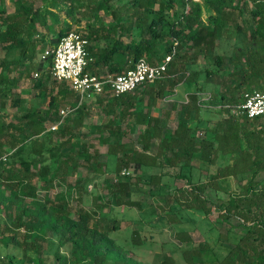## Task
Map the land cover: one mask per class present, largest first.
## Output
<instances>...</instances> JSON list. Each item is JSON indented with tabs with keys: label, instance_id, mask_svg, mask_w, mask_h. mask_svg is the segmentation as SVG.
<instances>
[{
	"label": "trees",
	"instance_id": "trees-1",
	"mask_svg": "<svg viewBox=\"0 0 264 264\" xmlns=\"http://www.w3.org/2000/svg\"><path fill=\"white\" fill-rule=\"evenodd\" d=\"M5 1L11 5V11H7ZM70 1L77 7L91 11L93 20L86 24L88 32L83 35L88 41L103 42L97 48H93L90 43L88 45L92 56L89 67L94 73L115 75L124 72L139 58L156 63L173 49L174 54L165 71L168 78L145 83L118 96L105 95L93 99L96 102L105 97L111 100L106 105L109 119L106 126L103 125L107 131L105 135L98 134V142L106 143L108 136L113 135L114 143L106 145L107 152L111 155L120 154L116 158L113 177L104 178L102 182L109 192L108 197L95 205L94 209L69 205L67 197L73 195L75 184L66 185L63 192L56 193L52 199L45 194L39 197L37 194L38 190L44 191L52 171L55 173L61 163H69L73 168L83 163L85 170L99 171L98 152L87 151L84 135L88 133L81 129L84 103L67 114L57 128L47 130L59 142L56 149L60 150V159H55L56 165L52 171L42 161L43 165L32 171L36 164L34 160L38 159L32 157L27 160L23 157L22 139L17 145L14 142L18 139L8 141L12 151H4V143L0 140V245L22 249L27 264H148L127 256L109 235L110 230L117 226L114 217L108 216L110 207L125 202L133 204V201L124 200V196L138 191L136 178L128 175L126 169L150 167L161 157L166 166L177 164L180 168L190 170L193 159L211 165L222 155L230 162L209 175L211 180L246 171L250 173L251 180L243 187L242 194L238 195L240 197H229L220 210L222 213L218 212L240 219L245 233L229 246L220 259L208 244L193 243L183 229L175 231L173 238L185 244L180 254L186 264H264V179L261 184L260 181L252 184L257 173H264L263 117L249 119L230 113V119H225L223 123L217 122L210 129L206 128L199 136L196 118L201 108L209 107L197 105L199 93L195 90L188 94L186 102L178 105L176 124L172 129L166 124V118L151 116L146 112L133 113V125L141 126L137 134L140 149L123 141L126 132L113 122L114 110L119 119L132 115L130 108L133 103L125 100L138 89L152 100L154 88H157L156 95L163 96L164 91L175 88L182 81L194 84L198 73L184 70L180 63L188 49L191 50L188 55L190 62L196 64L200 59L205 65L203 81L212 86L211 92H208L209 102L218 99L219 105L234 103L245 90L264 91V0H127L113 8L109 5L111 0H32L33 3L0 0L1 96L14 93L15 80L22 72L31 71L29 65L36 54L41 62L36 64L35 70L48 76L45 71L50 57L41 59L42 51L72 30L64 21H61L62 27L54 30L53 25L59 22V17L53 7ZM248 2L251 7H248ZM99 10L109 14V21L104 22L99 18ZM73 12V5L64 9L65 16ZM235 16L239 21H235ZM232 24L238 30L246 26L250 30L246 31V41L234 47L226 60L222 54L215 52V42L222 28ZM48 34H54L55 37L48 40ZM10 66L16 68L13 77H8ZM33 80V87L39 88L38 94L45 95L46 78L40 75ZM58 83L60 87L48 96L44 117L28 120L33 136L43 132L41 123L47 118L51 116L50 124L57 119L60 108L74 105V92L66 83ZM16 102L15 98L12 104ZM170 106L174 108V103ZM218 108L229 113L226 108ZM2 131L0 123V134ZM208 131L212 133L210 137L206 135ZM31 136L26 135V139H30L33 146L36 139ZM46 139L42 138L40 148ZM151 140L154 142L153 153L149 151ZM31 149L40 151L35 147ZM176 177L185 183L188 181L185 174H177ZM33 178L40 182L39 187L32 183ZM5 182L6 192L3 189ZM201 188L203 184L191 187L189 192L196 195ZM194 208L206 211L201 200ZM168 218V225H172L174 221ZM109 219H112L110 226ZM130 236L138 238L139 234L132 230ZM0 264L20 263L4 256L0 258ZM149 264L176 263L171 256L162 255L156 262Z\"/></svg>",
	"mask_w": 264,
	"mask_h": 264
},
{
	"label": "rangeland",
	"instance_id": "rangeland-1",
	"mask_svg": "<svg viewBox=\"0 0 264 264\" xmlns=\"http://www.w3.org/2000/svg\"><path fill=\"white\" fill-rule=\"evenodd\" d=\"M24 1L28 3L32 2V0ZM126 1L111 0L109 5L113 8ZM7 2L5 1L7 11H11L12 7ZM247 4L248 7H251L249 2ZM69 5L74 6V12L71 15L65 16L64 9ZM53 8L59 17V22L53 25L55 31L59 27H62L61 21H64L71 26L72 30H77L81 33L88 32L86 24L93 20L90 9L77 7L73 1L63 5H56ZM97 15L104 22L110 19L109 14L102 10H99ZM234 19L236 22L239 21L237 16ZM249 30V26L238 30L233 24L225 25L220 32V37L215 42V52L222 54L227 60L230 51L234 47L241 45L243 40L246 41V31ZM54 37V34L46 35V39L48 40ZM89 43L93 48H97L103 44L100 40L95 41L92 39H89ZM190 51V49L187 50L186 56L183 59L181 58L180 63L184 66V70L196 71L198 73L194 84L182 81L175 88L170 87L164 91L163 96L156 95L157 88H154L152 89V100L147 97V94L138 89L129 94V98L125 100L133 103L130 108L132 115L126 116L123 119L116 117V111L113 108L114 125L126 132L123 136V141L140 149L137 134L141 126L133 125V113L146 112L151 116L166 118V124L172 129L176 124V109L179 104L187 101V96L191 91L198 90V96L211 92L212 86L203 81L205 65L201 63L200 59L198 60L199 63L196 64L190 62L188 57ZM1 56L2 53L0 52V58ZM40 62L39 55L36 54L29 65L31 73L22 72L15 80L16 89L14 93L10 96L0 95V123L3 129L0 134V140L4 143V151H12L13 149H11L8 141L10 139L12 141L18 139L14 142L17 145L20 139H22L24 141L23 157L27 160L32 157L38 159L34 160L36 164L32 168V171L43 165L41 161L46 162L44 165L47 164L49 170L52 171L56 165L55 159H60V150L56 149L59 142L47 132L52 118L50 116L42 122L41 127L43 128V132L34 136L30 134L32 128L28 121L29 119L34 121L36 117H44L48 96L60 87L58 82L51 80L46 74L41 73L42 77L46 78V82H44L46 94H38L39 88L33 87L34 77L32 74L36 71V64ZM10 67L11 70L8 72V77H13L16 74V68ZM44 68L46 69V67ZM163 78H168H166L165 73L161 79ZM50 90L52 91L50 92ZM15 98L17 102L16 104H12ZM110 101V98L106 97L98 102L87 100L83 104L82 109L81 129L84 133H88L84 135L88 144L87 151L90 153L98 152L97 158L100 160L99 171H87L83 163L77 164L74 168L69 163H61L55 173L52 171L50 178H48L49 181L45 183L44 191H37L38 197L45 194L49 199H52L56 193L63 192L66 185L74 184L73 195L71 198L67 197L69 205L72 207L94 209L95 205L103 202L108 197L109 192L102 182L104 178L113 177L116 158L120 154L111 155L107 152L106 145L114 143L115 137L113 135L108 136L106 143H101L98 142V134H106L107 130L103 125L106 126L109 119L106 105H109ZM217 101L218 99L212 102L208 101L212 107L201 108L196 118L197 135H202L206 128H212L217 122L223 123L225 119L231 118V112L225 113L222 109L218 108L219 103ZM172 103H174V108H170ZM203 103L206 104V102ZM27 113H32V115L26 116ZM242 123L246 125L245 122L242 121ZM129 128L132 130L129 131ZM46 134L47 136H45ZM26 135H32L31 138L36 139L33 146L30 143L31 140L26 139ZM206 135L210 137L212 133L208 131ZM42 138L47 139L42 143L40 148V143L43 141ZM153 143V140H151L149 148L151 153L154 152ZM32 147L39 148L40 151L35 152L31 149ZM51 154L52 156L50 157ZM229 162V159L222 155L218 156L216 161L211 165L193 159L191 162L192 169L189 170L184 167L180 168L177 164L166 166L161 161V157H159L157 162L150 167L140 166L126 169L128 175L136 178L135 184L138 191L136 193H126L124 196V200L133 201V204L125 202L123 205L110 207L111 210L108 212V216L114 217V222L117 225L116 228L110 230V237L127 256L143 263H154L162 255H169L176 264H186L180 254V250L185 247V244L179 243L173 238L175 231L183 229L189 234L193 243L201 242L208 244L216 257L220 259L227 252L229 246L245 233V229L240 219L228 215L224 216L218 212L222 210L229 197H240L238 195L242 194L243 187L247 181L251 180L248 171L237 175L216 177L212 180L209 178V175L215 173ZM102 165L103 167H101ZM14 167L17 169L16 165ZM177 174L187 175V183L176 177ZM263 179L264 173L260 171L253 177L252 184L255 181H260L261 184ZM32 183L36 187L40 186L37 178H33ZM201 184H203V188L200 191L198 190L196 195L189 192L191 187ZM6 186L7 183H3L5 192L7 191ZM199 200L202 201V205L206 208V211L203 208H194ZM167 217L174 221L172 225H168ZM111 220L109 219V226L112 224ZM132 230L138 232V238L130 236ZM48 238L55 242V239L51 238V236H48ZM61 251L64 250L62 249ZM4 256L11 257L15 263L27 264V257L23 254L22 249L18 247L11 245L4 247L0 245V258Z\"/></svg>",
	"mask_w": 264,
	"mask_h": 264
},
{
	"label": "built area",
	"instance_id": "built-area-1",
	"mask_svg": "<svg viewBox=\"0 0 264 264\" xmlns=\"http://www.w3.org/2000/svg\"><path fill=\"white\" fill-rule=\"evenodd\" d=\"M88 45L89 41L83 33L70 30L60 36L54 44L44 49L40 55L41 59L50 57L46 70L48 77L55 82L66 83L75 94L74 105L58 110L57 119L52 121L48 127L50 130L57 128L67 114L87 100H93L97 96H118L131 92L145 83L160 80L174 54L172 49L156 63H148L143 58H139L131 68L124 72L103 75L96 74L90 69L92 56ZM41 72L36 70L32 75L37 78ZM209 99V93L198 96L197 105L210 107ZM218 107L226 108L235 115L249 119L264 118V91L245 90L236 102L221 104Z\"/></svg>",
	"mask_w": 264,
	"mask_h": 264
}]
</instances>
